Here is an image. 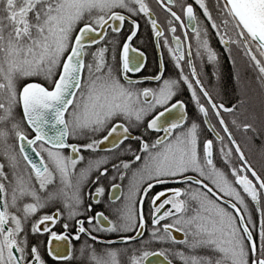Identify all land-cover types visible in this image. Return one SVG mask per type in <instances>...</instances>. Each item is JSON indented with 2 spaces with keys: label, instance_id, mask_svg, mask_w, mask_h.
Returning <instances> with one entry per match:
<instances>
[{
  "label": "snow or ice",
  "instance_id": "snow-or-ice-1",
  "mask_svg": "<svg viewBox=\"0 0 264 264\" xmlns=\"http://www.w3.org/2000/svg\"><path fill=\"white\" fill-rule=\"evenodd\" d=\"M195 3L203 28L193 5H180L195 56L203 50L218 63L210 25L228 58L232 46L240 49L264 85V0H216L220 23L205 0ZM157 4L168 15L170 39L147 0H0V264H125L124 255L127 264L151 257L173 264L170 253L181 264H264V174L248 162L224 114L245 134L264 138V128L235 118L245 98L230 107L213 99L174 0ZM141 20L156 48L170 54L175 77L165 75L163 52L151 76L129 75L146 68V53L135 46ZM184 86L199 122H189L178 98ZM203 125L215 140H201ZM153 132L163 135L146 139ZM133 140L135 149L125 143ZM106 142L111 148L101 149ZM81 150L115 158L85 162ZM146 202L151 230L142 240ZM133 242L140 247L129 254Z\"/></svg>",
  "mask_w": 264,
  "mask_h": 264
},
{
  "label": "flooded vegetation",
  "instance_id": "flooded-vegetation-1",
  "mask_svg": "<svg viewBox=\"0 0 264 264\" xmlns=\"http://www.w3.org/2000/svg\"><path fill=\"white\" fill-rule=\"evenodd\" d=\"M164 2L167 4L168 0H164ZM205 2L208 4L209 9L212 11L213 16L216 18L217 23H220V16L219 13L216 11L215 5L216 0H205ZM147 3L150 5V7L153 10L154 17L157 19V22L160 24L162 28L165 29V34L171 38V33L167 31V20L168 15L167 13L157 4V0H147ZM192 4L194 7V10L197 11L198 20L200 23L201 28L205 26L204 20L205 18L202 16L201 10H199V6L195 3V0H174V10L177 11L178 14L182 15V18L184 19V23L186 26V30L188 31L189 35V41L192 45V52L194 57V62L197 67V72L199 74V78L201 79L204 87L207 89V91L212 95L213 99L217 102H223L225 106L230 107L237 103L238 99L243 97L246 99L247 106L244 108H241L236 114L235 118L241 123H254L257 129L264 128V108H262V105H264V85H261L259 82V74L258 71L253 68L248 60V58L243 54V52L240 49H237L235 46H232V59L228 58V52L224 49V46L220 44L219 38L216 36L215 31L211 29L210 25L209 27V34H208V41L211 49L217 54L218 56V63H210L207 60V54L203 53L202 50V57L197 58L195 56L196 50H197V41L195 39L194 33L192 32L191 28H187V18L183 16L182 10L180 8L181 4ZM172 6V5H169ZM141 28L140 32L138 33V39L135 41V46L138 47L140 50L144 51L146 53V68L143 73H134L129 74L132 78H142L143 76H151L154 72L157 71L160 61H161V52H163V62L166 66V73L165 75H170L175 77V71L174 64L171 61L170 54L167 52V49H157L155 45V40L150 38V32L151 28L150 25L145 24L144 20L140 21ZM185 29H181L179 26L177 27V35L181 37L183 40V32ZM125 32H127V25L124 29ZM174 46V45H173ZM97 47V46H94ZM185 52L187 51V45L184 46ZM234 60V63H233ZM185 63V62H182ZM185 73H188V69L185 68ZM145 86H149L146 84ZM151 86H155L154 82H151ZM198 95H201L198 93ZM179 99L184 101V104L186 105V112L188 116L189 122L193 120H202L203 117L201 114H199L196 110L195 103L191 99V92L187 89L186 86L183 87L181 92L179 93ZM201 103L204 104L205 101L203 98H201ZM178 116V113H177ZM225 119L229 123V127L232 129L233 135L237 142L240 144L245 156L247 157L248 162L251 164V166L259 173L264 174V138H261L260 136H255L252 133L245 134L243 130L237 131L235 128L231 125V120L234 118L232 115L224 114ZM211 122L213 124H216V120L214 117H210ZM19 119V117H17ZM197 120V122H199ZM140 131H143L141 129ZM216 131L219 132V127L216 128ZM163 133H151L146 137L148 140H154L158 136H162ZM221 135H224L221 132ZM201 140H204L205 138L213 139L215 140V133L209 132L207 130V125L202 126V131L200 135ZM72 143H77V141H70ZM15 139L10 140V144H15ZM125 143H130L135 149L137 147L136 141H126ZM123 147V146H122ZM105 148H111V143L106 142L105 145H101V149ZM219 143L216 144V149L218 150ZM66 155L71 154V150H63ZM81 154L85 157V162H87L92 156H98V157H107L108 160H112L115 157L113 154L109 151L102 150L98 153H87L81 150ZM124 159H130V156H124ZM218 165L222 164V161L220 160L219 156L216 157ZM233 162L235 163V157L233 158ZM20 165L22 170L25 169V165L23 160H20ZM81 165H78L79 168ZM7 171V169H6ZM174 187L179 185H173ZM163 186L157 185V190L162 188ZM254 207V206H253ZM96 208L98 210L102 209V205H97ZM54 209H48L46 211H52ZM149 209L147 202L144 205V215L146 217V227L143 232V235L141 237L142 240H148L149 238V232H150V219L148 217ZM257 222V236H256V243L259 245V239H258V224H259V214L256 213L255 217ZM176 238L183 239L182 233H174ZM113 239H119L117 236H113ZM121 248H124L125 245H119ZM100 247L99 245L97 246ZM129 247V254L131 253V250L133 247H140V245L136 242H133V244ZM148 250L156 251L160 250L162 246L156 245V244H148L146 245ZM173 250L175 249H183V245H172L171 246ZM155 259L152 261H149V264H154V262L159 259L161 261V264H166L163 257H154ZM121 259L127 264L128 261V255H124L121 257ZM169 259L173 260V264H181V261L173 256L171 253L169 254ZM73 264H81V261L74 260Z\"/></svg>",
  "mask_w": 264,
  "mask_h": 264
},
{
  "label": "water",
  "instance_id": "water-1",
  "mask_svg": "<svg viewBox=\"0 0 264 264\" xmlns=\"http://www.w3.org/2000/svg\"><path fill=\"white\" fill-rule=\"evenodd\" d=\"M29 154H30V155H32V156H33V158L35 159V156H34V154H33V153H31V150H30V149H29ZM154 259H155L154 257H151V258H150V261H152V260H154Z\"/></svg>",
  "mask_w": 264,
  "mask_h": 264
},
{
  "label": "trees",
  "instance_id": "trees-1",
  "mask_svg": "<svg viewBox=\"0 0 264 264\" xmlns=\"http://www.w3.org/2000/svg\"><path fill=\"white\" fill-rule=\"evenodd\" d=\"M9 143H10V141H9ZM0 159H2V157H0Z\"/></svg>",
  "mask_w": 264,
  "mask_h": 264
}]
</instances>
